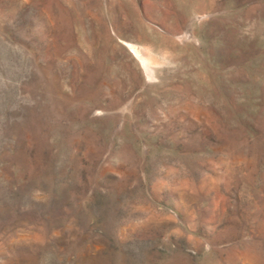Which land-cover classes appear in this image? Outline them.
<instances>
[{"label":"rangeland","instance_id":"1","mask_svg":"<svg viewBox=\"0 0 264 264\" xmlns=\"http://www.w3.org/2000/svg\"><path fill=\"white\" fill-rule=\"evenodd\" d=\"M0 264H264V0H0Z\"/></svg>","mask_w":264,"mask_h":264},{"label":"bare ground","instance_id":"2","mask_svg":"<svg viewBox=\"0 0 264 264\" xmlns=\"http://www.w3.org/2000/svg\"><path fill=\"white\" fill-rule=\"evenodd\" d=\"M133 50H134V49H133ZM135 51H136V50H135ZM135 51H134V52H135ZM137 56L139 57V55H138V54H137ZM140 56H141V55H140ZM139 58H140V57H139ZM141 58H142V57H141ZM141 58H140V59H141ZM142 59H143V58H142Z\"/></svg>","mask_w":264,"mask_h":264}]
</instances>
